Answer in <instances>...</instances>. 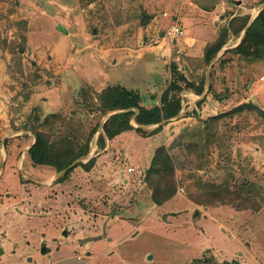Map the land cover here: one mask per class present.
I'll use <instances>...</instances> for the list:
<instances>
[{
    "label": "rangeland",
    "instance_id": "rangeland-1",
    "mask_svg": "<svg viewBox=\"0 0 264 264\" xmlns=\"http://www.w3.org/2000/svg\"><path fill=\"white\" fill-rule=\"evenodd\" d=\"M238 8L237 0H0V156L28 161L36 131L57 147L90 140L81 160L100 163L91 200L81 204L95 217L129 220L132 227L97 264H186L193 253L189 264H264V58L234 52L244 32H236L242 23ZM196 11L214 35L205 48L227 30L226 44L209 63L205 48L200 55L187 51L186 29L177 45L161 37L172 17L182 22L183 13ZM145 17L150 21L143 23ZM101 42L128 44L136 55L144 44L145 53L154 45L167 49L156 53L152 66L132 56L128 79L149 82L147 89H133L148 107L160 105L176 83L181 89L171 93L182 97L179 114L160 124L134 122L142 131L124 132L100 147L108 116L98 108L101 91L81 81L74 60L78 48ZM159 148L171 156L176 185L161 205L152 200L148 182ZM224 190L232 194L206 198ZM200 195V202L193 198ZM242 197L251 198L256 209ZM164 213L184 219L181 230ZM201 217L213 222L208 231L197 224ZM147 219L157 225L143 223ZM76 260L63 264L82 263Z\"/></svg>",
    "mask_w": 264,
    "mask_h": 264
},
{
    "label": "crops",
    "instance_id": "crops-1",
    "mask_svg": "<svg viewBox=\"0 0 264 264\" xmlns=\"http://www.w3.org/2000/svg\"><path fill=\"white\" fill-rule=\"evenodd\" d=\"M237 3V11H242L241 15H247L250 23L259 14L264 0H237ZM257 3L260 5L257 6ZM182 16V25L186 29L185 40L190 45L186 49L200 55L205 46L214 40V35L203 26L199 11L185 12ZM148 21L149 17L143 19V23ZM146 47L144 44L138 55L132 46L123 43H96V46L85 51V47H80L74 60L78 63L77 74L81 81L92 85L97 91L112 84L124 85L130 90L147 89L149 82L145 77L128 79L130 70L127 65L130 59L132 56H140L144 65L148 60V64L152 66L151 61L155 60L153 58L156 53L167 54L169 51H162L154 45V51L145 53ZM230 48L234 47H226ZM133 50L134 53H131ZM144 72L147 77L149 70ZM0 157V264H42L44 259L48 260L47 264H63L76 259L82 261L77 264H97V257L110 248H117L124 240V235L132 228L129 220L114 222L107 219L106 215L95 217V212L90 207L81 204V199L86 198V202L91 200L94 189L91 184L95 183L94 175L100 163L99 158L92 169L85 170L82 166H77L68 178L60 181V174L56 170L34 167L29 157L28 161L18 160L14 154ZM167 216L171 218L170 226L178 225L177 228L181 230L184 219L163 214L164 219ZM206 220L210 221L201 217L197 224L208 231L213 222L205 224ZM146 222L157 225L153 219H147L143 223ZM187 229L190 230L189 233H195L190 225ZM199 247L200 245L194 251H198ZM148 254L149 251L145 253L146 262L151 258L146 257ZM193 256L194 253L187 258L186 264L190 263Z\"/></svg>",
    "mask_w": 264,
    "mask_h": 264
},
{
    "label": "trees",
    "instance_id": "trees-1",
    "mask_svg": "<svg viewBox=\"0 0 264 264\" xmlns=\"http://www.w3.org/2000/svg\"><path fill=\"white\" fill-rule=\"evenodd\" d=\"M238 17L242 23L236 32L240 33L247 27L249 17L247 15H240ZM226 35L227 30L225 29L215 42L205 48L204 58L207 63L211 62L219 50L226 44L224 38ZM234 52L243 58L246 57L253 60L264 58V8L260 10L256 18L249 24L241 43ZM177 89L180 90L181 87L176 83L171 84L162 94L160 105L148 107L141 104L138 92L129 90L120 84H113L104 88L98 93V108L104 116L113 114L102 124V132L98 139L99 146L103 147L106 139H112L124 132L133 129L142 131V127L135 128L133 122L140 126L154 125L178 115L182 109V97L180 94L171 93ZM202 92L203 86L196 88V93L201 94ZM135 109L138 111L136 112ZM98 127L99 124L91 131L92 136L98 131ZM35 135V142L28 150L30 161L34 166H51L57 172L68 168L58 180L63 181L68 178L77 166L90 170L95 165L96 160L94 157L90 158L87 162L81 160L88 155L90 150L89 139L84 144H78L76 147L69 143H65L66 146L64 147H57L53 142H50L49 137L42 131H36ZM171 163L172 159L168 152L163 148H159L152 162L151 171L153 175L150 174L148 178L149 185L153 190L152 200L159 205L169 200L176 192L174 169ZM229 194H232V192L226 190L218 191L207 194L206 198L225 197ZM201 196L193 198L200 202ZM236 197L238 199L241 198L239 194ZM242 198L245 204L249 202L248 208L256 209L254 207L255 202L253 203L251 198Z\"/></svg>",
    "mask_w": 264,
    "mask_h": 264
},
{
    "label": "built area",
    "instance_id": "built-area-1",
    "mask_svg": "<svg viewBox=\"0 0 264 264\" xmlns=\"http://www.w3.org/2000/svg\"><path fill=\"white\" fill-rule=\"evenodd\" d=\"M168 13H164V16H166ZM161 34H163L161 37L163 39H167L169 43L172 45H177L179 39L185 34V28L182 25L181 20L178 17H172L170 24L161 31ZM134 171L133 167L128 168V172ZM2 236L0 233V244H1Z\"/></svg>",
    "mask_w": 264,
    "mask_h": 264
},
{
    "label": "water",
    "instance_id": "water-1",
    "mask_svg": "<svg viewBox=\"0 0 264 264\" xmlns=\"http://www.w3.org/2000/svg\"><path fill=\"white\" fill-rule=\"evenodd\" d=\"M262 8H264V3H263V5L261 6V9H262ZM261 9H260V10H261ZM253 20H254V19H253ZM253 20H252V21H253ZM252 21H251V22H252ZM251 22H250V23H251ZM250 23H249V24H250ZM249 24H248L247 27L244 29V32H243L242 38L244 37V35H245V33H246V30H247ZM135 111L137 112L138 110L135 109ZM112 114H113V113L109 114V115L107 116V118H108L110 115H112ZM107 118H106V119H107ZM101 129H102V126H101ZM76 162H78V161H76ZM76 162H75V163H76ZM75 163H74V164H75ZM67 169H68V168H66V169H64V170H62V171H60L59 174L61 175V174L65 173Z\"/></svg>",
    "mask_w": 264,
    "mask_h": 264
}]
</instances>
